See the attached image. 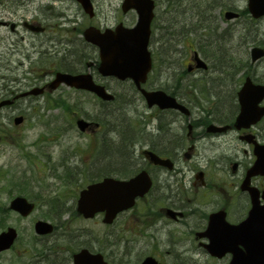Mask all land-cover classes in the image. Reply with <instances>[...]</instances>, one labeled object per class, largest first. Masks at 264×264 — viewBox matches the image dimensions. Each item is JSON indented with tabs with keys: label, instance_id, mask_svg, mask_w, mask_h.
<instances>
[{
	"label": "flooded vegetation",
	"instance_id": "af4514ba",
	"mask_svg": "<svg viewBox=\"0 0 264 264\" xmlns=\"http://www.w3.org/2000/svg\"><path fill=\"white\" fill-rule=\"evenodd\" d=\"M2 2L5 1H1L0 6L5 7ZM10 2L13 17L6 20V24L18 36L11 44L6 43L7 37L0 38V103H3L0 107V192L9 194L6 203L0 201V214L15 215L17 222H30L24 232L22 226L10 220L7 226H15L18 239L9 250L18 251L16 247L22 241V249L17 254L29 258L27 264H86L85 259L76 262L75 258L87 250L102 255L101 263L111 264V246L118 247L112 251L118 253L120 240L131 234L139 250L147 247V252L143 251L138 260L140 263L146 256L155 257L161 264L229 262L230 252L219 258L206 247L231 244L234 240L231 227L249 216L254 204L252 199L264 205V174H249L258 160V147L264 146V111L259 116L264 110V95L252 90L242 102L240 93L248 78L254 85H264L263 60L248 66L243 75H237L235 83L226 87L230 92L220 85L222 95L217 99L182 95L180 101L190 109L189 114L174 110L176 113L170 117L145 118L149 120L144 119L143 124L142 141L146 143L143 151L150 149L170 158L174 167L153 164L142 151L143 162L142 159L137 161L142 162L152 176L151 190L112 222L104 220L105 212L84 218L77 211L78 196L84 187L106 176L117 175L122 166L126 165L125 170H128V164L133 166L136 159L128 157L126 151L94 153L88 164L85 155L80 160L82 163H76L74 156H65L59 162L60 173L52 172L50 177L34 175L31 140L28 139L29 115L41 112L36 101L42 96L26 94L21 36L24 20L20 25L18 0ZM56 41L54 44L55 41L49 43L44 39L40 45L69 47L68 38ZM36 45L33 42V47ZM66 47L68 53L63 58L70 60L73 52ZM91 67L94 78L100 82L104 77L97 73V63L93 62ZM36 75L31 87L44 86L48 80ZM228 80L224 78L220 83ZM212 124L225 130L214 132L210 128ZM101 127L96 125L86 133L98 132ZM181 154L182 157L189 154L191 160L179 161ZM18 196L34 203L27 217L12 207L11 201ZM40 198L46 205L43 212L54 214L48 219L53 228L45 234L37 233L35 226L43 216H33ZM91 224L98 227V231ZM89 263L95 264L93 260Z\"/></svg>",
	"mask_w": 264,
	"mask_h": 264
},
{
	"label": "rangeland",
	"instance_id": "374dc122",
	"mask_svg": "<svg viewBox=\"0 0 264 264\" xmlns=\"http://www.w3.org/2000/svg\"><path fill=\"white\" fill-rule=\"evenodd\" d=\"M178 0H176L177 2ZM20 0H18V3ZM122 0H94L96 5L97 16L94 19H91L89 16L85 14L82 10L78 1L75 0H32L29 4L19 6V14L20 20L22 17L25 19H36L41 24H45L48 26L47 32L42 35H32L24 27L21 28V36H22V48H23V59H24V70H25V77L26 74L29 76H33L31 69L39 70L40 74L42 75L41 78L44 80L48 79L50 74L55 70L58 64L59 56L56 54L55 50L51 45H47L48 48L54 52V58L48 56L45 53V58H41L40 54L41 48L35 49L32 46L33 40L40 44L41 39H52L57 42V38H70L73 41L76 38L82 37L80 34V29L85 28L88 26L89 23H93L97 26H110L116 25L121 19L122 12L120 10ZM174 4L175 10H167L168 5H171L170 2H165V0H160L158 2L157 8V21L156 24L158 25L157 32L154 35L153 41L156 40L159 36L166 35L167 29L169 26L174 25L175 28L173 31H177L178 33L187 32L189 36L186 37V42L184 44H178L177 50L171 51L173 49L174 42L176 41L174 38L173 40L170 39L169 44L161 49H156L159 54L157 58V70L153 75V82L156 86L164 87V88H174L175 79L178 77L177 72L180 69H184L190 60V53L191 49L189 50L190 53L185 49L186 45H194L201 44L203 55H205V51L207 56L212 59L213 64L219 63L217 59L219 57L225 58L226 61L232 62V60H237L239 62H243L245 64L247 61H250V46L249 41L242 46L240 43L244 38L245 34L248 33V37H252L255 34L256 30L249 31L247 29L246 32L240 34L236 33L235 38L233 37V41L225 38L229 37L231 34V27L224 20V18H220L221 10L236 7L237 9H243L246 4V0H219L215 2L214 0H180L177 4ZM209 2V3H206ZM8 6H10L9 2H5ZM20 4V3H19ZM207 4V5H206ZM3 9H5L3 11ZM184 9V11L179 10ZM12 12V8H1L0 9V18H8L7 15ZM204 14L206 17V25L208 30H204L206 34L204 36H199L197 32L191 31L188 28L197 26H203L204 22L200 19V17H196V14L199 15ZM5 16H4V15ZM214 14V17H209V15ZM132 17H131V16ZM13 17L12 15H9ZM135 17V13L128 14L124 16V21L129 24L132 22V19ZM237 21V20H236ZM231 23V22H229ZM216 26L219 27L217 30ZM258 28L262 31V36L264 37V20H261L258 23ZM164 31V33H163ZM200 32H202L200 30ZM186 33V34H187ZM0 35H9L8 43H11L12 39H16V34L10 33L7 27L0 26ZM224 35V36H222ZM25 36V39L23 38ZM180 37V35L177 36ZM242 37V38H240ZM206 43L209 41H217V43L223 46L222 53L216 54L214 48H208L207 43L204 45L202 42ZM177 42V41H176ZM50 43V40H49ZM57 44V43H56ZM159 43H156V47ZM70 48L74 51H78L82 49L81 43L77 46L74 43L67 44ZM238 49L237 51L231 49L233 46ZM46 46V45H45ZM43 45V47H45ZM62 46V47H61ZM66 47V45H64ZM64 46L60 44L58 47L62 48L63 54H65ZM196 46V47H197ZM57 48V47H55ZM54 48V49H55ZM168 48V50L166 49ZM199 48V47H198ZM70 49V50H71ZM154 44L152 45V50H154ZM50 50V51H51ZM184 50V51H182ZM164 51H167L166 53ZM59 53V52H58ZM86 53H88L86 51ZM156 53V52H155ZM56 55V56H55ZM48 56V57H47ZM92 60V59H90ZM161 60L163 62H161ZM71 63L74 65L75 68H79L84 65L82 62V58H71ZM64 67H67L66 64L61 63ZM242 66L240 63L238 66L235 64L232 65L231 68L237 69L238 67ZM84 67V66H83ZM31 68V69H30ZM86 68V67H85ZM211 77L218 78L222 76H217L212 74ZM208 76H204L202 78L195 79L196 83L204 85L202 92L200 89H197V95H213L211 94L210 88L205 87L208 85ZM27 79L25 78V81ZM112 91L119 92L120 101L118 104L111 105L109 108H100L99 101L94 98L91 94L84 93L82 91H77L73 89H68L66 87L58 88V91L53 95L58 97L59 95L63 96L66 101H62L59 99V102H55L53 99L52 104L54 107H50L51 105L50 100L46 101L44 98H39L36 103L42 108V115L30 114L29 115V125H30V134H28V139L31 140V147H32V158H33V169L34 175L37 176H51L52 172H59V162H61V158L66 156L75 157L76 163H82L80 160L82 159L83 155H85V163H89L93 159L91 155L97 153L100 148L103 146V139L102 136L105 134L106 127L102 128L101 131L98 133H84L80 132L77 123H75V119L78 116H84L85 118L97 116L99 114H103L104 112L101 111H109L110 119L112 121V125H117V128L121 124H125L127 122H132L133 125L136 127L143 128V116H150L152 110L146 107L145 102L140 97L139 93H136L130 87V81H124V83H119L116 79L108 80ZM216 82V80H214ZM125 102V103H123ZM59 105V107H57ZM72 106L70 109H68ZM97 109L100 112H97ZM106 109V110H105ZM74 110V112L72 111ZM150 113V114H149ZM153 115V114H151ZM158 116V115H156ZM127 122L125 123V121ZM156 121V120H154ZM116 132V131H115ZM138 132V131H137ZM136 132V133H137ZM143 133L140 135L139 140L134 142L132 145L130 144L131 149H133V145L136 143V153L137 157L140 156L139 150L142 148L143 145L146 143L143 140ZM151 135V134H150ZM108 136V135H107ZM115 133L109 134L108 138L110 139L113 137L115 139ZM117 140V138H116ZM109 140H105L107 144ZM114 141V140H113ZM81 155V156H80ZM68 158L67 160H70ZM57 159V161H54ZM143 162V159H142ZM84 164V163H83ZM58 168V169H57ZM118 173V172H117ZM9 194L0 192V201L6 203ZM38 209L36 214L33 216H45L46 218H51L54 216L53 213H44L43 211L46 209L45 202L37 199ZM71 202V201H70ZM69 202V203H70ZM16 216L13 215L12 217H6L4 214H0V231L3 230L2 228L5 225L9 224L10 220L13 224L17 226H22V231L26 232L28 229V223L30 220H22L17 222L14 219ZM91 227L98 231V227H95L91 224ZM24 238L23 234L21 235ZM24 241V240H23ZM21 241L18 247V251H10L0 254V264H27L29 258L25 255L17 254L22 249ZM135 243L136 245L132 244ZM116 246H111L110 254H111V264H138V260L142 256V252H147V247H143V249L139 250L137 242H135L131 236H125L124 239L120 240V249L118 253L112 252ZM118 248V247H116ZM168 258H171L168 256ZM203 264V263H202Z\"/></svg>",
	"mask_w": 264,
	"mask_h": 264
},
{
	"label": "water",
	"instance_id": "95a60500",
	"mask_svg": "<svg viewBox=\"0 0 264 264\" xmlns=\"http://www.w3.org/2000/svg\"><path fill=\"white\" fill-rule=\"evenodd\" d=\"M82 3L85 11L91 15L94 14L92 0H78ZM264 0H250L251 10L255 15L264 13V7L260 6ZM135 7L139 11V23L132 29L126 28L122 24L117 26L115 30L107 29L101 32L94 26L88 27L84 31L88 41L99 45L101 48L100 55L102 61L100 70L104 74L116 75L122 79L132 77L137 84L140 80L146 79V74L151 68V53H149L148 40L150 35V24L153 15L152 0H126L124 10ZM230 16V15H229ZM32 29L41 30L39 26H31ZM257 51V52H256ZM253 59L262 55L259 48L253 51ZM62 82L68 85H74L78 88L83 87L94 90L99 96L106 99H113V95L109 94L105 88L94 83L93 78L89 74L73 75L71 73L58 72L55 80L49 84L50 89L58 87ZM43 92V89H36L32 93ZM145 96L148 98L149 104H159L161 107L175 106L179 107L176 100L172 96H167L163 91L147 92ZM81 128L88 125L84 119L78 121ZM156 163H168V160L160 159L152 154ZM150 180L145 172L139 174L138 177L128 181L115 180L114 178H106L101 183L90 185L82 192L80 198L79 211L85 216H93L98 210H108L110 216H114L119 210L130 207L135 202V197L143 195L150 188ZM26 200L18 198L16 207L20 208L24 214L30 212L32 204L27 205L23 202ZM38 231L46 230L48 224L41 221L37 223ZM16 232L11 229L9 232L0 235V250L9 248L13 243ZM143 264H149L146 260ZM233 264H264V258L256 256L254 259H235Z\"/></svg>",
	"mask_w": 264,
	"mask_h": 264
}]
</instances>
